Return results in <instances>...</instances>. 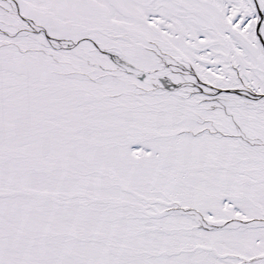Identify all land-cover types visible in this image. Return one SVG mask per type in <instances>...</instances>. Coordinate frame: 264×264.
<instances>
[{
  "label": "snow or ice",
  "instance_id": "snow-or-ice-1",
  "mask_svg": "<svg viewBox=\"0 0 264 264\" xmlns=\"http://www.w3.org/2000/svg\"><path fill=\"white\" fill-rule=\"evenodd\" d=\"M0 264H264V0H0Z\"/></svg>",
  "mask_w": 264,
  "mask_h": 264
}]
</instances>
